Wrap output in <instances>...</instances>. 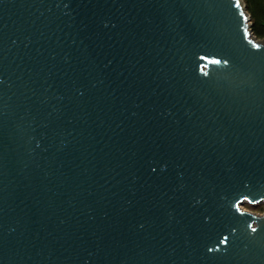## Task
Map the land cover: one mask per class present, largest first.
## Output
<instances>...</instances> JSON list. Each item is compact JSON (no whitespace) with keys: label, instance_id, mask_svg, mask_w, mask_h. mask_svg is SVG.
<instances>
[{"label":"water","instance_id":"water-1","mask_svg":"<svg viewBox=\"0 0 264 264\" xmlns=\"http://www.w3.org/2000/svg\"><path fill=\"white\" fill-rule=\"evenodd\" d=\"M242 2L0 0V264H264Z\"/></svg>","mask_w":264,"mask_h":264},{"label":"trees","instance_id":"trees-1","mask_svg":"<svg viewBox=\"0 0 264 264\" xmlns=\"http://www.w3.org/2000/svg\"><path fill=\"white\" fill-rule=\"evenodd\" d=\"M250 15L251 31L257 39L264 38V0H242Z\"/></svg>","mask_w":264,"mask_h":264},{"label":"rangeland","instance_id":"rangeland-1","mask_svg":"<svg viewBox=\"0 0 264 264\" xmlns=\"http://www.w3.org/2000/svg\"><path fill=\"white\" fill-rule=\"evenodd\" d=\"M259 41L264 44V38L259 39ZM241 208L258 215L264 214V204L252 205L249 204L248 202H243L241 203Z\"/></svg>","mask_w":264,"mask_h":264}]
</instances>
